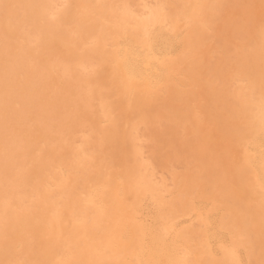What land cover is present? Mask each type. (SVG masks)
I'll return each instance as SVG.
<instances>
[{
  "label": "bare ground",
  "instance_id": "bare-ground-1",
  "mask_svg": "<svg viewBox=\"0 0 264 264\" xmlns=\"http://www.w3.org/2000/svg\"><path fill=\"white\" fill-rule=\"evenodd\" d=\"M209 32L220 51L207 50ZM261 130L264 0H0V264H94L133 183L161 192L172 160L194 170L154 217L183 264H264V198L241 150ZM196 194L218 199L217 245L199 225L176 228L203 211Z\"/></svg>",
  "mask_w": 264,
  "mask_h": 264
},
{
  "label": "rangeland",
  "instance_id": "rangeland-1",
  "mask_svg": "<svg viewBox=\"0 0 264 264\" xmlns=\"http://www.w3.org/2000/svg\"><path fill=\"white\" fill-rule=\"evenodd\" d=\"M196 17L198 20H201L202 12L198 11ZM242 33L240 38L237 36L236 46H240L244 40L250 37L248 33ZM158 34L161 36L158 37V40L161 39L160 44H163L162 55L167 57L175 56V49L169 42V32L160 31ZM205 39L204 43L209 52L219 46L218 51H220L224 43L212 32H209V35ZM233 51L237 50L235 47L232 48V45H229L227 51H225L227 52L228 59ZM192 57L196 61L207 58L205 55L196 57V54H193ZM192 64L197 66L195 72H197L196 76H199L204 68L193 60ZM237 92L233 98L235 99V106L238 107L237 110H240L245 105L246 93L244 89H238ZM191 105H193V108L196 107V103L193 100L191 101ZM189 133V127L181 129L183 137L187 138ZM241 150L242 156H244V167L252 172L254 192L257 199L261 200L264 198V130L245 138ZM192 170H194V164H181L172 160L167 168L159 170L155 177V181L163 186V190L157 194L151 193V190L146 185L142 186L138 181H135L132 185V189L137 192L135 202H132L130 207L112 218L108 234L106 233V237L97 246L93 263L101 264L105 263V261L115 262L119 260L121 262L123 260L133 262L134 264H183V253L171 247L166 238L160 235L158 223L154 215L158 211L161 213L164 205H167L168 202L174 200L178 195V190L174 185L175 176L178 177L181 173ZM139 186H142V188ZM118 197L121 201H125L122 191H119ZM202 197L200 194H196L193 202L203 203V211L191 210L187 215L176 220V228L182 229L189 225H199L200 229L207 236V244L209 246L217 245L220 239L215 234L216 229L211 220L219 215V202L215 195L206 199ZM134 226L140 229L137 238L131 236ZM233 250L240 258L244 257V249L242 247H235Z\"/></svg>",
  "mask_w": 264,
  "mask_h": 264
}]
</instances>
